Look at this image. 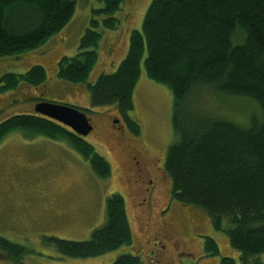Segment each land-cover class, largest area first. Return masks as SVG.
Segmentation results:
<instances>
[{
	"label": "trees",
	"instance_id": "1",
	"mask_svg": "<svg viewBox=\"0 0 264 264\" xmlns=\"http://www.w3.org/2000/svg\"><path fill=\"white\" fill-rule=\"evenodd\" d=\"M96 2L100 8L92 9L76 55L58 60L57 79L86 84L91 108L114 106L136 135L139 127L127 114L134 109L141 70L149 81L168 88L173 99V143L164 170L172 185L171 199L205 212L212 227L223 232L238 252L239 264H264L260 259L264 255V0H151L140 30L130 33L126 56L116 70L89 84L101 30H117L115 15L127 0ZM75 7V0H0V59L19 58L40 48L70 22ZM46 80L38 65L23 74H3L0 95L20 87L37 90ZM208 95L233 99L234 105L249 103L251 111H243L245 120L249 116L248 125L238 126L194 107L198 97ZM15 131L26 139L64 142L96 177L110 176L108 162L56 121L35 113L10 116L0 122V144ZM104 211V224L87 241L47 238L46 246L63 257L86 259L132 245L123 198L109 196ZM0 250L15 264H22L26 253L1 236ZM203 251L210 257L219 255L211 238H204ZM112 264L142 261L122 255ZM219 264L236 263L224 257Z\"/></svg>",
	"mask_w": 264,
	"mask_h": 264
},
{
	"label": "rangeland",
	"instance_id": "2",
	"mask_svg": "<svg viewBox=\"0 0 264 264\" xmlns=\"http://www.w3.org/2000/svg\"><path fill=\"white\" fill-rule=\"evenodd\" d=\"M150 1L127 0L126 6L115 15L117 30H101L98 61L87 83L116 70L126 56L130 33L141 28ZM75 4L70 22L40 48L19 58L0 59V77L23 74L36 65L43 67L47 75L43 88L20 87L0 95V122L10 116L32 113L38 96L46 102L77 108L93 126L84 140L108 162L111 173L106 179L96 177L89 164L64 142L45 137L26 139L21 131L10 133L0 144V236L26 249L22 264H112L124 254L139 257L142 264H167L175 258L171 242L181 244L178 252L185 246V255L179 256L178 264H219L224 257L239 264L238 252L231 248L223 232L212 227L202 210L169 202V208L163 211L168 210L166 215L162 214L159 205L166 201L171 188L167 178H156L152 188L147 181L151 169H146L147 178H136L132 156H141L146 167L151 165L154 177L158 173L156 167H162L173 143V99L169 89L149 81L141 70L133 93L134 109L127 114L140 131L132 135L114 106L91 108L86 84L57 79L58 60L76 55L92 9L100 8L96 0H75ZM198 98L194 107L200 111L226 117L238 126L248 125L249 116L245 120L243 111H251L249 103L238 101L234 105L233 99H216L214 95H208L209 99ZM113 194L124 200L132 245L86 259L63 257L46 246L47 238L87 241L104 224L105 200ZM156 238L166 244V249L160 252L154 249ZM204 238L216 242L218 256L204 254ZM260 259L264 263V255ZM0 264L15 263L0 250Z\"/></svg>",
	"mask_w": 264,
	"mask_h": 264
},
{
	"label": "water",
	"instance_id": "3",
	"mask_svg": "<svg viewBox=\"0 0 264 264\" xmlns=\"http://www.w3.org/2000/svg\"><path fill=\"white\" fill-rule=\"evenodd\" d=\"M34 112L68 127L80 137H86L92 131L85 114L67 105L40 102L34 106Z\"/></svg>",
	"mask_w": 264,
	"mask_h": 264
},
{
	"label": "flooded vegetation",
	"instance_id": "4",
	"mask_svg": "<svg viewBox=\"0 0 264 264\" xmlns=\"http://www.w3.org/2000/svg\"><path fill=\"white\" fill-rule=\"evenodd\" d=\"M37 100V102H41V101H44V100H42L41 98H37L36 99ZM133 123H135L134 121H133ZM136 124V123H135ZM126 125H127V123H126ZM136 126H138L137 124H136ZM93 127V126H92ZM127 127H128V129H129V131H130V133L129 134H132V135H136L135 133H133L132 132V130L130 129V127L127 125ZM123 132H125V131H123ZM126 133V132H125ZM131 160L133 161V164H134V167H135V169H136V171H135V173H136V178L138 177V178H143V179H145V178H147V174H148V172H147V170L148 169H151L152 170V172L150 173V179H148L147 181H148V184L149 185H151L150 187L152 188V187H155V183L154 182H156L155 180H156V178H158V177H160V176H162L163 178H165V180H166V178L170 181V179H169V177H168V175H167V173H166V171L164 170V163H162V167H156V169H155V173H156V171H158V173L157 174H155L154 175V177H153V168L151 167V165L150 166H148V167H146L145 166V160L141 157V156H132L131 157ZM164 162V161H163ZM128 163L130 164V158H129V156H128ZM157 165V164H156ZM147 169V170H146ZM167 182V181H166ZM170 187H171V183H170ZM145 191H148L149 192V194H151V190L149 191L148 189H146ZM149 194H147L146 195V198L147 197H149ZM146 199H144L143 198V201H145ZM173 203V202H176V201H173L172 199H171V188H170V192H169V195H168V198L166 199V201L165 202H163L162 203V205L160 204L159 206H161L162 208H161V210H162V212L164 211V209H166V208H169V207H167L168 206V203ZM177 203V202H176ZM125 204V203H124ZM167 204V205H166ZM161 210H160V213H162L161 212ZM168 211V210H167ZM167 211L166 212H163L162 214L165 216L166 215V213H167ZM128 217V216H127ZM129 221V220H128ZM130 224V223H129ZM151 241V240H150ZM156 241H157V245H155L154 246V249H156L157 251H161V250H164V249H166V244H164L163 242H162V240H160V239H157L156 238ZM181 244H179V242H171V245H169L170 247H172V250L174 251V255H175V258L174 259H171V260H169V262L167 263V264H178V262H179V256H183V255H185V251H184V249H185V246L183 245L182 246V249L183 250H181V251H179L178 252V249H179V246H180ZM159 246H160V248L161 249H159ZM184 252V253H183ZM124 255H130V254H124ZM157 255H159V254H157ZM159 257H161L160 255H159Z\"/></svg>",
	"mask_w": 264,
	"mask_h": 264
}]
</instances>
